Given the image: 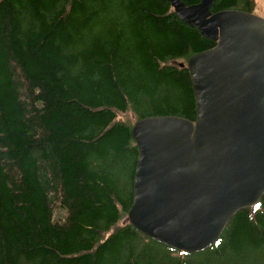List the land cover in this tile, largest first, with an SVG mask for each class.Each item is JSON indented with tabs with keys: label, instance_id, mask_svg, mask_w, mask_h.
<instances>
[{
	"label": "trees",
	"instance_id": "16d2710c",
	"mask_svg": "<svg viewBox=\"0 0 264 264\" xmlns=\"http://www.w3.org/2000/svg\"><path fill=\"white\" fill-rule=\"evenodd\" d=\"M213 46L167 0H0V264H264V195L201 253L118 227L138 154L117 116L194 122L177 62Z\"/></svg>",
	"mask_w": 264,
	"mask_h": 264
},
{
	"label": "water",
	"instance_id": "95a60500",
	"mask_svg": "<svg viewBox=\"0 0 264 264\" xmlns=\"http://www.w3.org/2000/svg\"><path fill=\"white\" fill-rule=\"evenodd\" d=\"M176 18L214 46L186 69L195 121L147 117L130 130L137 149L128 224L171 250L212 246L264 195V20L212 14L215 0H167Z\"/></svg>",
	"mask_w": 264,
	"mask_h": 264
},
{
	"label": "rangeland",
	"instance_id": "374dc122",
	"mask_svg": "<svg viewBox=\"0 0 264 264\" xmlns=\"http://www.w3.org/2000/svg\"><path fill=\"white\" fill-rule=\"evenodd\" d=\"M253 1H254V9L252 12L253 15L264 20V0H253ZM177 63L183 64L185 63V61L180 60ZM116 121L119 123H123L129 127H132L138 121V116L131 109H129L125 114L118 115ZM122 173L123 172H121V174ZM61 215H62L61 211H59L58 209L54 211L53 216L56 220L62 218ZM126 222H127V216L121 218L118 227L124 225Z\"/></svg>",
	"mask_w": 264,
	"mask_h": 264
}]
</instances>
